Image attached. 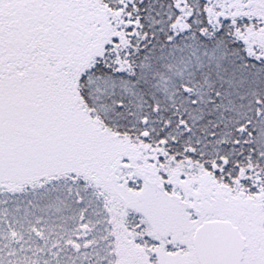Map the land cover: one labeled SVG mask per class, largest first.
<instances>
[{
    "label": "snow or ice",
    "instance_id": "1",
    "mask_svg": "<svg viewBox=\"0 0 264 264\" xmlns=\"http://www.w3.org/2000/svg\"><path fill=\"white\" fill-rule=\"evenodd\" d=\"M0 264H264V0H0Z\"/></svg>",
    "mask_w": 264,
    "mask_h": 264
}]
</instances>
